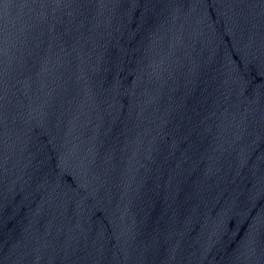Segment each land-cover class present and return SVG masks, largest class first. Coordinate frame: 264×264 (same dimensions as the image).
Instances as JSON below:
<instances>
[{
	"label": "water",
	"instance_id": "1",
	"mask_svg": "<svg viewBox=\"0 0 264 264\" xmlns=\"http://www.w3.org/2000/svg\"><path fill=\"white\" fill-rule=\"evenodd\" d=\"M0 264H264V0H0Z\"/></svg>",
	"mask_w": 264,
	"mask_h": 264
}]
</instances>
